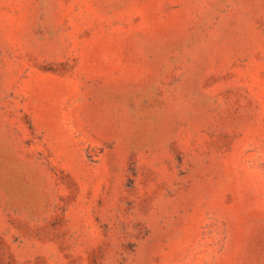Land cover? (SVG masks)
I'll return each mask as SVG.
<instances>
[{"label":"rangeland","instance_id":"rangeland-1","mask_svg":"<svg viewBox=\"0 0 264 264\" xmlns=\"http://www.w3.org/2000/svg\"><path fill=\"white\" fill-rule=\"evenodd\" d=\"M0 264H264V0H0Z\"/></svg>","mask_w":264,"mask_h":264}]
</instances>
